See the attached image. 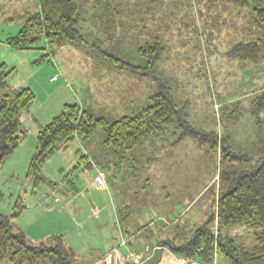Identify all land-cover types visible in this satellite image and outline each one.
<instances>
[{
    "label": "rangeland",
    "instance_id": "rangeland-1",
    "mask_svg": "<svg viewBox=\"0 0 264 264\" xmlns=\"http://www.w3.org/2000/svg\"><path fill=\"white\" fill-rule=\"evenodd\" d=\"M246 1L247 7L237 8L224 0H74L83 19L80 32L84 42L70 46L66 52L51 50L44 39L34 50L0 48V65L6 63L13 70L9 84L32 89L36 94L35 109L43 107L42 114L63 99L50 96L57 85L49 84L51 78L66 80L72 89L69 102H86L89 93L83 92L85 86L95 92L96 84L89 80L92 76L100 80L103 72L118 92L132 94L138 88L143 100L160 92V82L170 88L173 103L180 110L172 112L176 122L169 130L158 131V136L142 141L132 150L106 145L104 129L86 142L70 141L58 152L59 163L51 159L43 165L41 174L46 181L38 186L27 179L36 150V145L29 146L28 142L0 169V219L8 217L13 232L24 233L34 244L60 236L71 264H99L100 261L94 262V253L96 244L103 242L105 231L101 234L97 230L95 218L85 228L80 223L81 217L95 216L92 209L102 206L100 201L109 206L106 213L117 206L122 213L129 210L130 217L142 213L146 219L150 215L149 221L130 225L134 232L151 231L152 222L157 224L162 217L171 221L179 218L180 225L193 226L216 213L221 187V140L238 153L252 157L264 154V111L256 112L254 103L264 92V63L256 65L230 55L233 47L245 39L249 22L257 18L253 14L254 0ZM28 4L26 0H0L1 27L19 29L23 22L10 24L7 18ZM155 43L161 49L152 73L146 69L143 72L147 75H140L119 68L116 59L146 68L150 58L140 54V48ZM12 50L17 55L10 54ZM62 71L64 76L60 75ZM81 85L84 87L79 92ZM105 109V114L97 117L110 123L118 118L112 117L114 108ZM180 117L202 133L218 137L219 146H214L213 141L200 143L195 137L183 136V127L177 120ZM89 154L91 159L96 156L104 162V169L110 162L118 163L117 169L112 168L114 176L106 179V186L89 185L95 171H84L87 168L83 170L84 165H80L82 157ZM250 166L239 162L237 169ZM71 197H76V201L68 204ZM54 198L60 202H52ZM78 208H83L84 214ZM112 226L118 233L120 225ZM87 229L94 232L88 233ZM222 233L247 248L256 244L252 230L244 226L224 229ZM38 238H42L41 242ZM217 260L219 264H231L221 253L215 264ZM0 264H7L6 260Z\"/></svg>",
    "mask_w": 264,
    "mask_h": 264
},
{
    "label": "trees",
    "instance_id": "trees-1",
    "mask_svg": "<svg viewBox=\"0 0 264 264\" xmlns=\"http://www.w3.org/2000/svg\"><path fill=\"white\" fill-rule=\"evenodd\" d=\"M26 1L29 2L28 5L15 9L13 16L7 18L10 24L18 20L23 22L18 34L7 40L10 48L16 51L33 49L43 39L51 50L65 43L84 42L80 32L83 19L74 0ZM224 2L237 8L247 7L246 0ZM253 14L257 18L249 22V27L244 32L245 39L233 47L230 55L234 59L259 65L264 63V0H254ZM160 49L159 43L140 48V54L150 58L146 68L116 61L121 69L147 75L148 72L143 70L153 72ZM49 54L52 55L51 51ZM12 71L6 63L0 65V169L26 141L29 131L24 127V117L36 99V94L30 88L11 87L9 78ZM158 85L160 92L151 97L152 103L147 108L142 109L139 114L123 116L112 123L82 109L77 103L66 104L38 133L27 179L34 181L35 186L45 183L46 179L41 174L42 167L59 149L65 148L74 139L86 142L101 129L106 133V145L124 150H132L142 141L158 136V131L162 133L169 130L176 122L172 112L180 113V110L173 103L170 88L160 82ZM254 103L256 112L264 111V92L256 97ZM177 120L183 127V136L195 137L200 143L213 141L214 146H219L215 135L202 133L181 117ZM220 150L222 171L219 175L221 187L217 197V211L206 221L196 223L190 229L187 224H177L173 228L172 237L168 239L172 242L171 248L180 257L196 259L204 264H214L219 253L226 256L231 264H264V154L252 157L247 153H238L226 143L222 144V140ZM239 162L251 166L237 169ZM222 184L225 186L224 190ZM18 214L20 212L13 218ZM154 222L156 221L152 222L155 227ZM236 226L251 229L256 244L247 248L233 237L222 233L224 229ZM185 229L189 231L186 232ZM153 230L148 231L150 235L155 234L156 231ZM174 238H180V241L175 242ZM158 241L160 240L155 241V244ZM5 260L7 264H39L41 261L46 264H71L70 255L60 236L51 238L47 243L33 244L24 233L13 232L12 222L8 217L0 219V263Z\"/></svg>",
    "mask_w": 264,
    "mask_h": 264
},
{
    "label": "crops",
    "instance_id": "crops-1",
    "mask_svg": "<svg viewBox=\"0 0 264 264\" xmlns=\"http://www.w3.org/2000/svg\"><path fill=\"white\" fill-rule=\"evenodd\" d=\"M0 28L2 29V32L0 34V48H2V49H5L7 47L10 48L9 45L7 44V40L9 38L13 37L14 35H16L17 31L19 29L21 30V27L19 26V29H18V27L17 28H12V27L11 28H7V27L5 28V27H1V25H0ZM74 45H76V44L65 43L59 47V50L62 49L63 51H61V52H66L67 50L71 49L70 46H74ZM34 49L35 48L29 49V50H34ZM10 54L17 55V53H15V51H13V50H12V53H10ZM53 57H56L54 53H53ZM63 73H65V72L62 71L60 73V75L64 76ZM62 78H66V76L62 77ZM86 78L89 79L88 76H86ZM99 79L100 80L95 79L92 76V78L89 80L90 83L94 82V84H96V86H94L95 92H92L93 90L90 87L85 86V90L83 92L86 94L89 93V98H87L86 102L83 101V99H79V102L78 101L77 102H69L71 99L70 95L72 93V89L70 87H68V84H66L65 79L58 81V78H56L55 81H49L50 85L57 82V85L53 86L50 96L59 95V96L63 97V99L57 100L55 106H53V107L50 105L49 106L50 112H46V114L45 113L42 114V112H41L42 110H40L43 107H38V109L37 108L35 109V106H34L36 103V99H35L34 103L31 105L30 109L28 110V113L24 117V125H25L24 127L29 131L28 132L29 135H27V139L23 143V145L17 150V152H15L14 157H16L19 154L18 152H21L22 150H24L23 148L27 145L28 142H30L29 146L36 145L37 135L40 132V130L43 127H45L46 125H48L52 121V119L62 111L63 107L66 104L77 103L81 106L82 109L88 110L89 112L93 113L95 116H103L105 114L104 111L106 110L105 107H107V108L112 107L115 109V115H113L112 117L118 116V118H120L123 116H127L128 115L127 113H129V112H131V113L133 112V114H136L138 111H140V110L142 111V109L146 108L144 106L151 102V97L147 100H143L142 98H140V96H138V92H137L138 88H136V93L132 92V94H128V91L123 92V93L118 92L117 86H115V84H111L110 78H108L106 72H103L99 76ZM87 84H89V83H87ZM11 87L13 89L17 88L15 86H11ZM83 87H84L83 85L80 86L79 92H81V89L83 90ZM121 87H122V84H121ZM17 89H20V88H17ZM122 89L124 90V88H122ZM63 94H66V96L64 97ZM133 100H134V102L139 103L141 108L140 107L137 108L136 103H134ZM67 145H66V147H67ZM65 148L59 149L51 157V159L52 160L56 159L57 163H59L58 157L60 158V155L58 152H60L62 149H65ZM88 158L90 159V161ZM81 164L84 165L83 170L85 168H87L84 171H88V170L91 171L92 168L95 171V176H93L92 181L89 183V185L92 187L94 186V180L100 174L102 175L103 180H104L103 185L106 186V179L109 176H114L115 171L113 169L114 168L117 169V166H118V163L110 162L108 165L106 164L107 167L104 169V162H99L98 158L96 156L93 159H91L90 154H89V157L84 156V158L80 160V165ZM72 201L73 202L76 201V197H71L68 201V204H70ZM52 202H58L59 203L60 199L54 198V200H52ZM102 202L103 201H100V204L102 205V206H100L101 208L98 205H97L98 208L93 207V209L96 211V213H94L95 216L93 214L94 217H90V214L88 216L85 214L86 217H81L82 223H80L81 228H85V225H88L89 222H91L95 218L96 222H94V225H96L97 230L100 233H101V231H105L104 238L102 236V239H104L103 242L98 244V245L96 244L97 248L95 249L96 251L94 253V262L95 263L100 261L99 264H103L104 261L106 259H108V257L110 255H112V254H110L112 251H114L115 249H119L121 251V253L127 258L128 257L132 258V255L137 256L139 254L137 256V258L138 257L140 258L138 264L139 263L141 264L153 255L155 246L159 242L158 241L155 244V241H157V240L167 241L169 238L172 237L171 235H173L172 234L174 231L173 228H175L177 226V224L180 223L179 218L175 219L174 221H171L168 219V217H162L161 219L158 218V222H157L156 226L154 227V230L156 231L154 235H150L148 231L142 232V233L141 232H134L133 228L130 225L145 223L147 220L149 221L150 215L147 216L146 219H143L144 215L142 213L138 214V217H136V216L130 217L131 213L129 212V210H125L126 212L122 213L123 210L117 208V206L114 208V210L112 209V211H110L109 213H106L109 206L104 205V203H102ZM78 212L82 215V214H84L83 213L84 209L78 208ZM121 215H122V217H121ZM114 221H116V222H114ZM176 222H178V223H176ZM114 223L120 225L118 233L116 231L117 229H115L112 226ZM170 225H174V227L172 228ZM190 228H191V226H188V229H190ZM188 229H185V231L188 232L189 231ZM86 231L88 233H92L93 230L87 229ZM116 233L118 235L117 237L115 236ZM183 235H184V233H182L181 236H183ZM38 239L40 241L42 238H38ZM102 239H101V241H102ZM174 239H175L174 240L175 242L180 241V238H178V239L174 238ZM122 240H126L127 244L122 245L121 244ZM30 242L34 244V241L32 242L30 240ZM36 244H38V243H36ZM94 246H95V244H94ZM179 257L180 256H178L173 251V249L171 248V244L168 242V243L163 244L161 246L160 257H159V260L156 262V264H179L178 263ZM217 264H219L218 260H217Z\"/></svg>",
    "mask_w": 264,
    "mask_h": 264
},
{
    "label": "built area",
    "instance_id": "built-area-1",
    "mask_svg": "<svg viewBox=\"0 0 264 264\" xmlns=\"http://www.w3.org/2000/svg\"><path fill=\"white\" fill-rule=\"evenodd\" d=\"M56 78L53 77L51 78V81H54ZM104 184V180L102 175L100 174L95 180H94V186L95 187H100ZM94 213H96V211L93 209ZM122 245L127 244L126 240H122ZM137 256L132 255L131 257H125L121 251L119 249H115V251L113 252L112 255H110L108 257V259H106V264H138L139 260L135 261L134 259ZM178 263L179 264H204L201 261H198L196 259H191V258H187L185 256H181L178 259ZM140 264V263H139ZM215 264V263H214Z\"/></svg>",
    "mask_w": 264,
    "mask_h": 264
},
{
    "label": "water",
    "instance_id": "water-1",
    "mask_svg": "<svg viewBox=\"0 0 264 264\" xmlns=\"http://www.w3.org/2000/svg\"><path fill=\"white\" fill-rule=\"evenodd\" d=\"M170 244H171V241L167 240ZM167 241H159L156 246H155V249H154V253L153 255L147 259L146 261H144L143 263L141 264H156V262L159 260V257H160V253H161V246L163 244H166L168 243Z\"/></svg>",
    "mask_w": 264,
    "mask_h": 264
},
{
    "label": "bare ground",
    "instance_id": "bare-ground-1",
    "mask_svg": "<svg viewBox=\"0 0 264 264\" xmlns=\"http://www.w3.org/2000/svg\"><path fill=\"white\" fill-rule=\"evenodd\" d=\"M55 81V80H54Z\"/></svg>",
    "mask_w": 264,
    "mask_h": 264
}]
</instances>
